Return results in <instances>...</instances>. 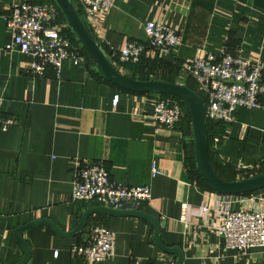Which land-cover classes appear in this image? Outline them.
Instances as JSON below:
<instances>
[{
	"label": "crops",
	"instance_id": "crops-1",
	"mask_svg": "<svg viewBox=\"0 0 264 264\" xmlns=\"http://www.w3.org/2000/svg\"><path fill=\"white\" fill-rule=\"evenodd\" d=\"M25 1L0 0L1 110L16 119L7 130L0 129V264L24 257L15 235L20 225L48 218L70 231L85 209L101 205L71 198L77 170L93 161L102 162L117 181L151 187L142 209L166 221L161 238L183 248V264H264V249L240 254L224 248L215 231L220 196L189 175L186 144L192 134L151 118L156 94L126 92L98 80L84 55L66 59L60 77L51 66L44 76H35L29 69L33 57L17 46L6 47L12 36L5 15ZM149 20L179 30L183 44L173 55L160 56L149 48L143 54L146 60L176 66L177 59L183 62L227 45L264 64V0H116L100 28L91 32L107 49L118 51L131 40L145 41ZM112 61L132 76L122 62ZM159 72L185 84L191 78L176 67ZM223 128L211 144L219 164L235 167L238 178L264 167V108L240 106L235 121L223 122ZM253 193L264 198V188ZM183 203L188 205L185 220L180 218ZM204 205L208 213L201 212ZM99 222L114 231L116 254L94 263L73 256L71 246L86 240L90 226ZM153 229L139 217L102 213L92 214L83 231L70 237L45 224L31 227L23 232L31 250L25 264H174L177 256L153 242Z\"/></svg>",
	"mask_w": 264,
	"mask_h": 264
},
{
	"label": "built area",
	"instance_id": "built-area-1",
	"mask_svg": "<svg viewBox=\"0 0 264 264\" xmlns=\"http://www.w3.org/2000/svg\"><path fill=\"white\" fill-rule=\"evenodd\" d=\"M90 31L100 28L102 16L114 6L116 0H73ZM12 40L6 47L17 46L33 57L30 72L44 76L51 66L57 77L62 74L66 59L83 57L65 32L67 23L62 12L53 2L27 0L13 5L5 15ZM145 41L131 40L120 50L108 53L122 63H137L144 52L151 48L160 56L173 55L183 44V36L173 26L149 20L144 24ZM93 34V33H92ZM196 84L202 96L207 119L232 123L240 106L264 108V64L252 60L227 45L218 52L202 51L184 59L181 68ZM151 118L161 126L175 128L183 118V108L178 99L156 94ZM118 95L113 99L116 105ZM0 97V129L7 130L16 124L13 116L5 115ZM153 173L157 168L152 166ZM255 192V191H254ZM220 209L215 231L225 249L244 253L251 248L264 249V198L249 194H221ZM71 198L89 203L97 201L114 209H142L151 198V187L127 185L112 178L102 162H88L75 174ZM188 205H181V220H185ZM209 206L201 207L208 213ZM114 231L106 224L95 223L89 228L86 240L71 246V253L90 263L100 262L116 254Z\"/></svg>",
	"mask_w": 264,
	"mask_h": 264
},
{
	"label": "water",
	"instance_id": "water-1",
	"mask_svg": "<svg viewBox=\"0 0 264 264\" xmlns=\"http://www.w3.org/2000/svg\"><path fill=\"white\" fill-rule=\"evenodd\" d=\"M61 10L67 26L74 32L88 55L94 62V68L105 80L115 86L134 93L170 94L181 98L189 109L192 119V141L196 167L204 181L216 192L221 194H247L264 188V171L236 179H225L214 169L209 153L207 134L206 106L202 96L185 83L172 82L164 79H137L121 72L109 57L108 53L93 36L90 29L79 14L73 0H53ZM94 213L111 216H135L151 222L153 229V242L163 251L174 254L177 259L174 264H183L185 252L179 245L169 246L161 238L165 220L144 209H114L106 205L90 206L84 210L77 226L64 231L48 218H38L20 225L15 235L24 250V257L14 264H25L31 255V250L23 238L24 230L40 225H48L62 237L75 236L83 231L89 217Z\"/></svg>",
	"mask_w": 264,
	"mask_h": 264
},
{
	"label": "trees",
	"instance_id": "trees-1",
	"mask_svg": "<svg viewBox=\"0 0 264 264\" xmlns=\"http://www.w3.org/2000/svg\"><path fill=\"white\" fill-rule=\"evenodd\" d=\"M35 1H38V2H42V1L46 2L47 1V2H53V3H55L53 0H35ZM77 10H78L79 14L82 17V14L80 13V10L79 9H77ZM62 20L66 22L63 14H62ZM65 32L71 38V41H72L73 45L74 46H77L80 49L81 54H83L85 56V58L87 60V65L90 67L91 72L93 73V75L98 80H101L103 82L109 83L113 87H115L117 89H120L122 91H126L124 89H121V88L115 86L114 84H112L111 82L105 80L102 76H100V74L94 68V62H93V60L88 55L87 51L82 46V44L80 43V41L78 40V38L76 37V35L74 34V32L69 27H67L65 29ZM100 44L105 49L106 52H108V53L111 52L102 43H100ZM122 65L126 69H129L131 71V73H132V76L131 77H133V78H137V79H164V80H167V81L177 82V80H176L175 77H173V76H166V74L164 75V72H163L162 75H160L159 74L160 73L159 71H160V69H165V68H175V67L176 68H182V61L177 59L176 66H173L171 63L165 62V61H163L161 59L150 61V60L144 59L143 56H142L141 60L139 62H137V63L127 62V63H123ZM145 70L147 72H144ZM138 73H140V74H138ZM186 85H188L190 88H192V89H194V90L197 91V87H196L195 81L192 78H189L186 81ZM126 92H129V91H126ZM131 93H134V92H131ZM144 94H151V93H144ZM153 94H155V93H153ZM161 95H163V96H172V97H174V98H176V99L179 100V102H180V104H181V106L183 108V112L184 113H183L182 120L178 123L177 126H180V128L184 131L185 135H187V136L188 135H191L192 134V119H191V115H190L189 109L187 107V104L181 98H179L177 96L170 95V94H161ZM223 131H224L223 122H221V121H212L210 119L207 120V134H208V145H209L210 159H211V162H212V165H213L215 171L221 177H223L225 179H236V178H238L236 176L237 175L236 168L233 167V166H231V165H228V164H226V165L219 164L215 160L214 155H213L212 150H211L212 138L215 135H219V134L223 133ZM186 150H187L188 172H189L190 177L193 180H195L203 188L213 190L204 181V179L200 175L199 171L197 170L192 139H189L187 141ZM262 171H264V167H261V168H259L256 171H249V172H247L245 174L243 173V176L242 177L249 176V175H252V174H255V173H259V172H262ZM242 172H244V170H242ZM224 175H227V176H224ZM249 193H252V192H249ZM249 193H247V194H249Z\"/></svg>",
	"mask_w": 264,
	"mask_h": 264
}]
</instances>
